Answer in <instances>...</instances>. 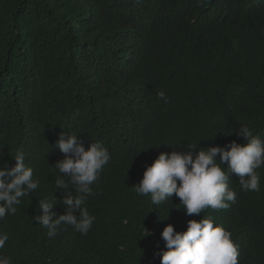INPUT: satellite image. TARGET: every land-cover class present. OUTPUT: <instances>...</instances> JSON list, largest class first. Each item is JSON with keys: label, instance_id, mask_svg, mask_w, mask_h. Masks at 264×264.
<instances>
[{"label": "trees", "instance_id": "16d2710c", "mask_svg": "<svg viewBox=\"0 0 264 264\" xmlns=\"http://www.w3.org/2000/svg\"><path fill=\"white\" fill-rule=\"evenodd\" d=\"M241 125L264 139V0H0V164L15 166L20 150L40 181L0 220V252L12 264H161L165 227L211 217L238 264H264V166L259 192L229 180L236 202L200 215L133 188L161 153L245 144ZM62 132L86 150L102 143L110 161L86 201L90 231L62 224L49 237L33 217L41 198H63Z\"/></svg>", "mask_w": 264, "mask_h": 264}, {"label": "clouds", "instance_id": "9594fccd", "mask_svg": "<svg viewBox=\"0 0 264 264\" xmlns=\"http://www.w3.org/2000/svg\"><path fill=\"white\" fill-rule=\"evenodd\" d=\"M157 95L167 102L163 91ZM238 136L246 143L233 141L224 148L212 146L195 152L192 150L197 147L188 145L186 150L161 153L150 166L146 165L143 178L133 187L136 194L150 196L153 205L172 201L175 195L186 214L192 216L209 208L227 209L229 202L235 203L237 193L229 187V180L233 184L239 178L241 191L259 192L260 173L256 170L264 166V139L254 135L246 125H241ZM53 146L65 156L53 166L57 170L56 193L63 191L64 195L62 200L57 199L56 194L41 198L38 208L43 214L33 218L48 229L49 237L56 236L62 224L86 235L96 219L85 206L86 201L95 195L92 186L109 163L110 153L99 142H92L86 150L75 133L62 132ZM12 157L15 166L0 164V220L9 214L15 215L22 198L40 186V181L34 179L33 169L25 164L24 153L17 150ZM56 200L64 205L65 214L57 215L53 211ZM142 234L145 238L154 233H149L144 226ZM161 238L165 250L156 253L161 264H238V246L232 241L231 233L222 225L214 226L211 217L188 221L184 232H177L168 225ZM8 241V234L0 232V250ZM0 264H12L11 258L0 252Z\"/></svg>", "mask_w": 264, "mask_h": 264}]
</instances>
